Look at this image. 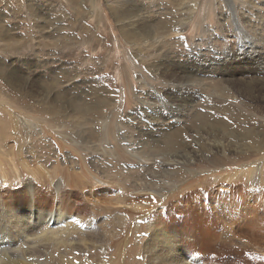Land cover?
Returning <instances> with one entry per match:
<instances>
[{
  "label": "rangeland",
  "instance_id": "obj_1",
  "mask_svg": "<svg viewBox=\"0 0 264 264\" xmlns=\"http://www.w3.org/2000/svg\"><path fill=\"white\" fill-rule=\"evenodd\" d=\"M130 2L132 14L143 11L169 44L125 33L124 0H0V199L8 205L26 188L24 212L33 223L43 203L34 197L43 192L47 214L65 212L54 230L92 217L69 236L38 240L40 229L37 241L22 244L26 253L39 250L28 259L43 264H223L202 253L252 245L227 227L234 207L248 200L251 214H264V141L248 131H264V0H232L238 25L249 22L261 39L237 33L224 0ZM256 51L261 73L252 74L247 62ZM172 61L193 65L197 79L179 84L157 71ZM224 68H236L239 79L260 78L257 96L220 95ZM184 87L196 96L192 107L180 98ZM154 105L177 114L156 120ZM208 122L224 129L206 134ZM173 154L190 161L179 167ZM155 231L173 235L181 261L161 258ZM260 245L248 251L251 264H264Z\"/></svg>",
  "mask_w": 264,
  "mask_h": 264
},
{
  "label": "bare ground",
  "instance_id": "obj_2",
  "mask_svg": "<svg viewBox=\"0 0 264 264\" xmlns=\"http://www.w3.org/2000/svg\"><path fill=\"white\" fill-rule=\"evenodd\" d=\"M124 1H126L127 7L126 8L125 7L124 8L118 7V8H120V9H118V11L120 10L119 13H121L119 15V17H120L119 19H121L120 21H122V26L125 27V30H124L125 33H128V35L131 38H133L135 36L136 37H140L141 40L144 39L143 35L150 34V36L152 38V41H153L152 43H157V44H160V45L162 44V46H165V45L169 44L165 39H163L162 37H161V39H158L159 38V35L154 34V32L156 30L154 31L153 27L150 26L151 24H150L149 17H146L143 14V11L138 10V9L135 8V11H138V12L136 14H132V11H134V10H132V7L133 6L130 9V8H128V5L129 4L131 5L133 2L131 3L130 0H124ZM224 3L227 5V7L230 9V11L233 12L234 20L235 19L237 20V21L236 20L234 21V24L235 25H238L239 22H238V19L236 18V14H235L236 8H235L234 3L232 2V0H224ZM126 18H129V19H127V21H124V19H126ZM154 26H156V25L154 24ZM250 27H251V24H249V22H247L244 28L245 29L246 28L249 29ZM245 29H242L241 26H239V25L236 27L237 33H241L243 35V37H246V38H250L251 39V38H253V35L252 34H255L258 38H260V39L262 38V34L258 33L257 31H255V30L254 31L253 30L252 31H249L247 29H246L247 30L246 31ZM243 40H244V38H243ZM251 47H253V46H250L249 48H251ZM251 50H252V48H251ZM245 53H247V52L246 51L245 52L244 51L242 52V54H245ZM255 53H257L255 57H253L252 59L249 57L248 62H247L248 63L247 64V69L252 74L253 73L254 74L258 73L259 74V73H261V69H260V66L261 65L260 64H261L262 58H261L260 51H256ZM250 54L251 53H249V54L247 53L246 55H250ZM244 56L245 55H243V57ZM169 59L171 60V58H169ZM250 61L256 62V65H255V68L254 69H252V67L249 66V65H251V64H249ZM235 67H236V64H235ZM156 69H157V71L158 70L161 71L162 72L161 74H164L167 78H171V80L177 81L179 84H189V83H192L193 81H195L197 79V78H195V75H194V73H195L194 71L195 70L193 71V69H194L193 68V65L190 66V69H186V66L185 65L182 66L181 64H179L178 62H175V61H172V62L167 63V64L162 62L161 64H158L157 65V68ZM224 70H226L227 73L224 76V79H222L221 81L225 84V86H223L222 88H220V95L225 96L226 93H228L229 89H231L232 92H230L229 94L232 97H233L234 93H237V96L239 94H240V96L241 95H246V96L250 97L251 99L252 98H255V96H257V95H255V92L258 91L257 90L258 89V85H259L258 82H260V78L252 76L253 78L251 80H246V79L244 80V78L243 79L242 78L239 79L238 77H236L237 74H238V70L236 68H233V69L224 68ZM262 81H263V79H262ZM262 83H264V81ZM184 88H185V90L183 89L182 92L184 93V91H186V93H184L183 97L180 96V98L183 100V102H190V105L189 106L192 107V106L195 105L194 101L197 100L196 99V96L193 95L192 92L188 91V89H186L187 87H184ZM155 104H157V102ZM157 107H159V106L158 105H154V107L150 109L151 110V116L152 117H156V120L165 119V121H166V118L173 117V116H175L177 114V112H175V111H174L175 113L172 112L174 114H171V113L168 114V112H167L168 110H165L164 112H162L163 110L161 111V110H159L160 108L158 109ZM148 108H150V107H148ZM256 109H258V108H256ZM158 113H160V114H164L165 113V116L164 117L158 116ZM215 124H212V123L208 122L205 125V127H206L205 128L206 129L205 132H206V134H209L210 135V134H212V132L215 133V131H218L219 132L222 129H224V126L223 125L218 124L216 122H215ZM207 128L210 129L209 132H208ZM252 129L251 130L249 129L248 131H249V133H254V137L256 138L255 143H257V144H259V143L263 144V141H264L263 132L264 131H261V132L259 131L258 132L256 130L253 131ZM212 130H214V131H212ZM212 135H214V134H212ZM215 145H217V144H215ZM263 149H264V147L262 148V150ZM171 156H174V154L171 155ZM181 159L182 160L185 159L184 162L186 160L190 161L188 159V157L187 158H183L181 155H178V154L176 155L175 154V156L171 160V162H175V164L178 165V164H181V163H179V162H181ZM23 165L26 167L25 162H23ZM1 166L2 165H0V168H1ZM178 166L180 167V165H178ZM259 170L261 171L260 166H258V164H257V167H255L254 169H252V172L250 171L251 173L249 172L250 173L249 176H250V179L251 180H253L255 178V175L257 174V173H255V171L256 172H259ZM6 178L7 177L5 176V179ZM45 181L47 182V180H45ZM46 182H44L43 187H45V189H47L46 191H49V193H51V189H53V188L51 186L48 187L47 185H49V184H47ZM106 187L105 188H101V190H99V191L96 190L93 194H96L97 191H98V193L102 194V192H104V190L107 189ZM22 189L23 190H20V191L16 192L17 193L16 194L17 195L16 198L14 200H12L11 202H9L8 205H7V203L5 201H2L0 199V264H43L42 262L37 261V259H35V258L28 259L29 258L28 256H34V257L37 258L40 254H42L39 250H37V249H31L30 251L27 252L28 253V255H27L26 250H24L23 247H22V244H24V243L28 244L30 242L37 241L36 240V237L34 236V235H36V231L37 230L42 229L41 230L42 232L40 233V235L38 234L39 237L37 236L38 237V240L39 239L40 240H44V241L47 240L49 242V241H52L53 240V235L55 236V233H58L60 231V232H62L61 235L59 234L60 237L62 236V234L63 235H66V236H69L70 234H73V232H76L75 230H77V229L75 228V224L80 223V224H87V225L89 224L90 225L91 222H92V220H93L92 217H88V218L87 217L86 218L76 217L75 220L74 219L71 220V221H75V223L74 224L73 223H70V227H69V228H72L74 231L71 230V229H69L67 226H65L67 228H63L62 231L59 230L62 227H60L58 229H55V230L54 229H51V227L54 226V224H59V222L57 221V219H59L58 216L62 220V217L60 216V214L61 213L62 214H65V212L64 211H62V212L59 211L58 214L57 213H50L49 212L47 214L46 211L44 210L45 209V207H44L45 205L42 206V204H46V202H45L46 195L43 192H40L38 194L36 193V197H34V198H36V200H37V197L38 198L39 197L41 198V196H42L43 197V201L41 200V202H43V203L36 204V207L38 209H37V212L35 214H37V215L34 216V218H32L34 222L31 223V220H28L29 218L27 217L26 213L24 212L25 209L29 206V202H27V201H30L28 199L29 196H27V192H26L27 190H26V188L23 187ZM37 195H39V196H37ZM160 198H162V197H160ZM240 201L242 202L243 199H241ZM246 201H247V203H249L248 200H246ZM247 203H245V205H243V206H241L242 204H240L238 211L236 210L237 208L234 207V211H235L234 212V217H233V219H230V221H229L230 223L229 222L227 223V227L230 228L229 231H231V233L237 234V237L239 239L238 241H241L240 242L241 245H244V244L245 245H249L250 242L252 243V245L245 246V248L248 251L250 250V247L251 248H252V246L257 247L260 244L261 245L263 244V246L260 245L261 246L260 250H264V227H263L264 226V216H261V215H264V214H256V213L255 214H251L250 213L251 210H252L251 209V206H250V204H247ZM6 208H7V211L5 212L4 209H6ZM135 208L136 209H141L138 206H136ZM44 218L47 219V222L48 221H52V223H50V226L49 225L48 226L45 225V227L43 228V223L42 224H39V223H37V220L40 219V220L43 221ZM80 218L82 220H86L87 223L86 222L85 223L82 222L80 220ZM47 222L44 223V224H47ZM222 223H224V222H222ZM32 225L37 226L35 231L32 230V228H31ZM48 227H50V228H48ZM79 232H81V231L79 230ZM156 234H159L160 237H158ZM155 235L156 236H154V238L159 239L161 241V249L164 251V252L161 253V255H162L161 258L164 259V260H167V258L170 256L169 258H172L170 260H175L176 262L179 261L180 259L178 258V255L174 253L173 245L171 243L172 242L171 239H173V235H167L166 233H164V231L163 232H160V233H158L157 231H155ZM30 236H34L35 240H31V239H33V237L31 238ZM227 238H225V239L227 240ZM225 239H224V241H225ZM162 243H163V245H162ZM212 244H213V242H212ZM72 246H74V248H77V249L80 248V246L77 245V244H73V245H71L69 247L71 248ZM214 246H212V247H214ZM155 250H156V248H155ZM242 250H244V249H242ZM219 251H217L214 248V250H211V253L205 252V253H202V254L204 255V258L206 259V261L208 259H210L213 262L214 261L215 262H218V261L219 262H223V264H251V259H253V258H251L253 256V254L250 253V252H248V251H244V252L241 251L240 253H236V251L235 252H231V251H229V252H219ZM237 252H239V251H237ZM158 253L157 252L156 253L154 252V254H157V255H158ZM215 258L216 259L220 258V260L216 261ZM169 261H167V262L169 263ZM172 263H175V262H172ZM219 264H222V263H219Z\"/></svg>",
  "mask_w": 264,
  "mask_h": 264
}]
</instances>
